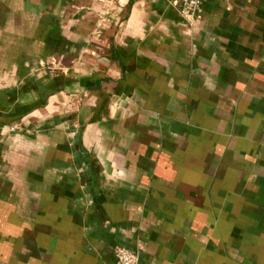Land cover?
I'll return each mask as SVG.
<instances>
[{"label": "crops", "instance_id": "0c3cea01", "mask_svg": "<svg viewBox=\"0 0 264 264\" xmlns=\"http://www.w3.org/2000/svg\"><path fill=\"white\" fill-rule=\"evenodd\" d=\"M78 88L68 128L50 107ZM116 245L264 264V0L191 23L165 0H0V264H114Z\"/></svg>", "mask_w": 264, "mask_h": 264}, {"label": "rangeland", "instance_id": "374dc122", "mask_svg": "<svg viewBox=\"0 0 264 264\" xmlns=\"http://www.w3.org/2000/svg\"><path fill=\"white\" fill-rule=\"evenodd\" d=\"M81 49L82 48H80L79 46H77V49L73 48L74 54L78 55L80 53ZM94 49L96 50L94 53L89 52L91 54L90 55L91 58L92 57L95 58L97 56V54L103 55L104 53H107L106 49H104V51H102L101 49H98V48H94ZM84 54H87V53H84ZM79 58L80 57H78V59ZM71 64L72 63L69 62V60H67L65 58H62V60H60V59H58V60H56V59L45 60V61L40 63L39 67L37 68V72H34V74H32V76L34 79H37V78H39V76L41 74H44L43 71L50 72L51 74H64V75L68 76L69 70H71V68L69 67V66H71ZM7 84H9V83H7ZM89 97H90V94L86 95L84 90L80 89V88H78L76 90H69L66 92H61L58 94V97L53 102V105L50 108H51L53 114L58 113L60 116H64V117L66 115H69L70 120H67L66 123H64V125L65 126L68 125V128H69L70 124L74 120V118L71 116V114H74L73 112L76 110V108H79L82 105V102ZM43 109H44V107H41L39 110H43ZM28 119L31 121V123L33 122L35 124L36 121H32V118L28 117L27 120ZM14 129H15V127H14ZM33 129L34 128L31 129L32 130L31 133L33 132ZM64 129H66V128L64 127Z\"/></svg>", "mask_w": 264, "mask_h": 264}, {"label": "built area", "instance_id": "2783aa9c", "mask_svg": "<svg viewBox=\"0 0 264 264\" xmlns=\"http://www.w3.org/2000/svg\"><path fill=\"white\" fill-rule=\"evenodd\" d=\"M170 6L176 7L180 16L189 23L195 18L196 13L200 9L204 0H165ZM98 26L94 35H99L100 28ZM114 264H138L139 254L137 251L128 249L122 245H116L113 249Z\"/></svg>", "mask_w": 264, "mask_h": 264}, {"label": "trees", "instance_id": "16d2710c", "mask_svg": "<svg viewBox=\"0 0 264 264\" xmlns=\"http://www.w3.org/2000/svg\"><path fill=\"white\" fill-rule=\"evenodd\" d=\"M53 81H54V79H53ZM56 89H58V90H59V89H60V87H58V88H56ZM56 89H55V90H56ZM9 92H11V91H9Z\"/></svg>", "mask_w": 264, "mask_h": 264}]
</instances>
